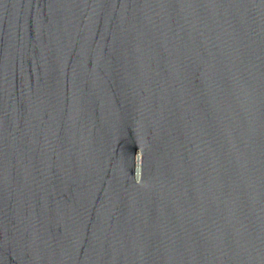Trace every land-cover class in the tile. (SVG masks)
<instances>
[{
  "label": "water",
  "instance_id": "1",
  "mask_svg": "<svg viewBox=\"0 0 264 264\" xmlns=\"http://www.w3.org/2000/svg\"><path fill=\"white\" fill-rule=\"evenodd\" d=\"M0 264H264V0H0Z\"/></svg>",
  "mask_w": 264,
  "mask_h": 264
}]
</instances>
